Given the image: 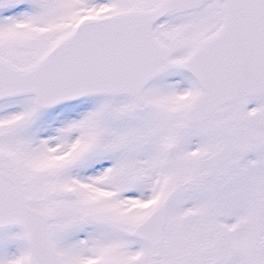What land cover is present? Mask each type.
Instances as JSON below:
<instances>
[{"label":"snow or ice","instance_id":"obj_1","mask_svg":"<svg viewBox=\"0 0 264 264\" xmlns=\"http://www.w3.org/2000/svg\"><path fill=\"white\" fill-rule=\"evenodd\" d=\"M0 264H264V0H0Z\"/></svg>","mask_w":264,"mask_h":264}]
</instances>
